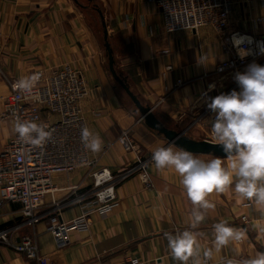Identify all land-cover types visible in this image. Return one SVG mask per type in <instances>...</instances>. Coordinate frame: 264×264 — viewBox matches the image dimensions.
<instances>
[{
    "label": "crops",
    "instance_id": "crops-1",
    "mask_svg": "<svg viewBox=\"0 0 264 264\" xmlns=\"http://www.w3.org/2000/svg\"><path fill=\"white\" fill-rule=\"evenodd\" d=\"M98 2L102 4L116 70L127 78L134 94L151 106L168 128L186 130L188 136L196 133L216 145L211 132L216 114L208 112L210 103L202 94L208 90L214 98L233 90L239 92L234 76L247 67L216 74L218 65L230 56L223 51L219 35L211 27L168 33L159 8L148 0ZM231 2L230 30L264 38V25L253 24L262 15L260 0ZM85 10L86 6L75 0H0V152L16 132L15 123L3 117L9 82L65 65L79 70L87 80L90 94L82 102V109L89 130L103 141L101 151L92 152L100 167L115 172L136 162L135 153L127 152L118 142L123 130H131L145 157L168 146L141 120L132 101L131 107L125 91L114 81L108 70L104 39L87 23ZM254 63L264 66V59ZM170 65L173 71L167 72L163 80ZM176 79H182L184 85L172 90L161 102L167 95L165 86L172 89ZM196 155L203 160L226 158L222 147L212 157L211 152ZM90 171L80 169L56 175V191L46 196L39 209L44 218L34 226L24 224L20 205L3 207L0 224L15 231L12 242H19L24 235L33 236L39 260L28 259L11 245L0 244V264H125L131 258L146 264H179L170 254L166 234L183 230L199 234L202 250L213 248V256L206 264L243 262L264 253V210L254 201L239 197L234 184L224 193L209 194L207 199L216 207L192 229V204L181 177L173 168L156 169L154 163L149 169L152 186H144L139 176L124 181L118 187L119 205L106 215H91L87 223L71 233L68 246L59 250L49 231L50 221L57 214L56 206L71 195L72 188L90 187ZM80 213L78 205L65 206L61 211L64 221L77 218ZM221 220L244 231L245 236L215 252L213 226ZM200 258L203 262L202 252ZM188 264H192L191 259Z\"/></svg>",
    "mask_w": 264,
    "mask_h": 264
},
{
    "label": "built area",
    "instance_id": "built-area-1",
    "mask_svg": "<svg viewBox=\"0 0 264 264\" xmlns=\"http://www.w3.org/2000/svg\"><path fill=\"white\" fill-rule=\"evenodd\" d=\"M155 4L163 17L164 28L168 33L196 31L211 27L220 37L222 49L229 58L221 62L216 74H227L247 67L264 59V38L238 29L230 30L232 15L231 0H148ZM262 15L253 20L255 27L264 25V0H260ZM246 53V54H245ZM167 67L163 73L172 72ZM40 79L31 92L17 87L19 80L9 82L10 94L5 102L3 117L19 122H35L46 126L52 132L51 139L42 146H33L22 141L17 132L10 138L5 149L0 152V212L7 204L20 205L24 224L34 226L44 215L39 211L47 195L56 191L54 177L70 174L80 169L91 170L88 174L90 187H74L71 195L57 205V214L51 219L49 231L57 249L70 243L71 233L91 215H106L119 205L118 187L127 179L139 176L144 186H152L150 166L154 163L152 155L143 156L130 129L123 130L118 142L127 152L136 155V162L123 170L112 171L99 166V159L84 147L80 139L82 127H88L82 102L88 98L90 89L85 76L77 69L65 65L48 73L37 71ZM184 85L176 79L173 88L165 86L167 95ZM208 103L211 95L203 94ZM153 109V108H152ZM210 113L211 110L209 109ZM215 116H213V120ZM142 120V119H141ZM105 194L104 200L100 194ZM78 205L81 213L77 218L64 221L62 208ZM107 209V211H102ZM247 221L246 216L242 217ZM11 228L0 224V244L11 245L28 259L39 260L38 246L33 236H21L13 243ZM125 264H146L139 258H131Z\"/></svg>",
    "mask_w": 264,
    "mask_h": 264
},
{
    "label": "clouds",
    "instance_id": "clouds-1",
    "mask_svg": "<svg viewBox=\"0 0 264 264\" xmlns=\"http://www.w3.org/2000/svg\"><path fill=\"white\" fill-rule=\"evenodd\" d=\"M39 79V74L23 78L17 87L30 93ZM234 79L240 91L217 95L208 105L216 114L211 122L212 137L216 145L222 147L225 159H200L193 152L177 146L176 141L156 149L152 154L156 169L173 168L181 177V184L192 204V229L205 221L207 212L216 207L207 199L209 194L224 193L233 184L239 197L254 201L264 210V66L252 63L243 73L237 72ZM15 131L22 141L33 146H42L52 137V132L46 130L45 125L35 122L18 121ZM80 139L84 147L93 153L100 152L103 147L102 139L87 127L81 128ZM104 198L105 194H100V199ZM213 227L215 252L245 236L244 231L229 226L223 220ZM198 235L190 230L167 233L172 258L179 264H188L190 259L192 264H206L213 256V248L202 250ZM226 264H264V253L243 262L228 260Z\"/></svg>",
    "mask_w": 264,
    "mask_h": 264
},
{
    "label": "water",
    "instance_id": "water-1",
    "mask_svg": "<svg viewBox=\"0 0 264 264\" xmlns=\"http://www.w3.org/2000/svg\"><path fill=\"white\" fill-rule=\"evenodd\" d=\"M79 3L78 0H75ZM101 19L103 27L104 47L108 57V70L111 73L114 81L125 91L135 106V111L140 114L142 121L151 130L162 136L167 142L168 146L176 141L177 146L183 147L194 154H208L212 151L214 143L211 140L202 139L197 140L187 135L186 130H175L168 128L155 114L151 106L143 104L136 94L131 90L128 80L125 76L119 74L115 67V57L113 49L109 42V34L107 29L106 20L101 9H96Z\"/></svg>",
    "mask_w": 264,
    "mask_h": 264
},
{
    "label": "rangeland",
    "instance_id": "rangeland-1",
    "mask_svg": "<svg viewBox=\"0 0 264 264\" xmlns=\"http://www.w3.org/2000/svg\"><path fill=\"white\" fill-rule=\"evenodd\" d=\"M79 4H81L82 6H86V10L84 11V14L86 16L87 23L90 25L91 28L95 29L96 33H98V35L103 40V34H102L103 33V27L101 24V19L99 17V14L96 11V9L102 10V8H101L102 4L99 3L98 0H80ZM120 90H122V89H120ZM124 97L127 98V101L129 103L130 102V99H128L129 97L128 96L126 97V94H124ZM129 105L132 107L131 103H129ZM195 134H191L190 137H193L197 140H202V138L200 136H197ZM220 147L221 146L215 145V144L212 146L211 157H212V154H217L218 151H220Z\"/></svg>",
    "mask_w": 264,
    "mask_h": 264
}]
</instances>
